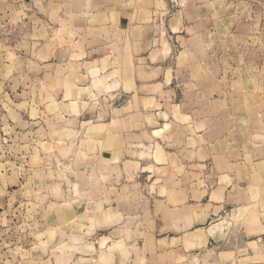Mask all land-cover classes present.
Segmentation results:
<instances>
[{"label": "crops", "instance_id": "crops-1", "mask_svg": "<svg viewBox=\"0 0 264 264\" xmlns=\"http://www.w3.org/2000/svg\"><path fill=\"white\" fill-rule=\"evenodd\" d=\"M165 7L162 0L41 4L39 24L47 31L42 50L54 44L52 56L64 65L78 60L73 65L80 76L63 100L90 108L76 116L79 141L73 146L83 158L73 164L71 185L81 199L62 207L70 219H89L81 230L99 238L63 248L105 250L106 264H222L229 238L239 235L246 251L238 255L264 264V147L250 148L249 160L235 153L230 161L221 148L200 144L207 131L163 129L179 127L185 116L197 123L200 116L177 112L184 104L175 43L186 38L177 33L190 24L177 15L163 19ZM70 43L73 49L66 47ZM194 139L199 144L190 145ZM130 249L140 250L137 261Z\"/></svg>", "mask_w": 264, "mask_h": 264}, {"label": "rangeland", "instance_id": "rangeland-1", "mask_svg": "<svg viewBox=\"0 0 264 264\" xmlns=\"http://www.w3.org/2000/svg\"><path fill=\"white\" fill-rule=\"evenodd\" d=\"M162 1L163 19L177 15L190 24L177 33L186 38L175 43L178 98L184 104L177 112L200 114L197 123L185 116L179 127L169 123L163 129L180 135L207 131L200 144L221 148L230 161L235 153L249 160L250 148L264 147V0ZM42 2L0 0V264H106L105 250L63 248L99 238L81 230L89 219H70L62 207L81 199L71 185L73 164L83 158L73 146L79 141L76 116L90 108L63 100L65 88L80 76L73 65L78 60L64 65L52 56L54 44L42 50L47 37L39 24ZM67 46L73 49V43ZM189 102L196 104L185 105ZM241 238H229L219 262L249 264L238 255L246 251ZM139 252L128 251L135 261Z\"/></svg>", "mask_w": 264, "mask_h": 264}]
</instances>
